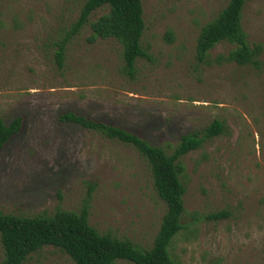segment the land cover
Segmentation results:
<instances>
[{"label":"rangeland","instance_id":"rangeland-1","mask_svg":"<svg viewBox=\"0 0 264 264\" xmlns=\"http://www.w3.org/2000/svg\"><path fill=\"white\" fill-rule=\"evenodd\" d=\"M229 1L143 0L150 58L131 77L118 40L90 41L107 7L67 44L60 66L59 43L86 0H0V117L22 118L0 152V211L53 215L88 204L101 234L150 249L167 204L148 162L133 146L60 116L123 127L170 154L182 136L218 119L225 131L181 158L185 227L170 252L180 264H264V0H248L243 14L250 45L263 46L260 67L218 63L235 47L227 42L211 50L212 64L197 58L203 27ZM220 212L228 215L211 218ZM4 257L0 236V264ZM24 264L76 263L47 245Z\"/></svg>","mask_w":264,"mask_h":264},{"label":"trees","instance_id":"trees-1","mask_svg":"<svg viewBox=\"0 0 264 264\" xmlns=\"http://www.w3.org/2000/svg\"><path fill=\"white\" fill-rule=\"evenodd\" d=\"M248 0H230L226 7L202 29L197 42L199 62L212 64L211 50L227 42L235 47L227 55H219L218 63L235 62L241 66L260 67L263 52L261 43L250 45L243 27L244 8ZM108 8L92 23L93 35L97 38H115L123 47L124 71L131 77L137 72V61L150 58L149 50L142 44L146 23L143 0H86L79 18L65 38L59 43L57 62L63 66L67 44L80 33L98 9ZM170 39L172 34H168ZM64 122L80 125L102 135L131 145L148 162L154 188L167 204L161 227L150 249H144L127 239L111 233L101 234L89 222V205L80 212L58 209L53 215L39 214L21 216L0 211V236L5 251L1 264H24L31 254L44 246L52 245L67 253L76 264H116L127 260L133 264H180L170 252L175 236L185 227L182 220L186 214L184 182L185 167L181 158L196 150L225 131L221 120H214L202 132H193L181 137L172 154L164 147L123 127L103 121H95L73 111L60 116ZM22 127V118L16 117L6 124L0 117V152ZM227 212L211 215L213 219L226 217Z\"/></svg>","mask_w":264,"mask_h":264}]
</instances>
